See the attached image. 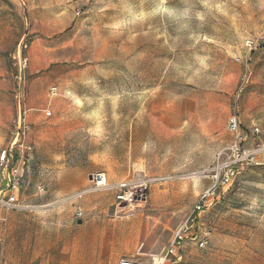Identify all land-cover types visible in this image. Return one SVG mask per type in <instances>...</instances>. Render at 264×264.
I'll return each instance as SVG.
<instances>
[{
    "label": "rangeland",
    "instance_id": "374dc122",
    "mask_svg": "<svg viewBox=\"0 0 264 264\" xmlns=\"http://www.w3.org/2000/svg\"><path fill=\"white\" fill-rule=\"evenodd\" d=\"M235 109L259 164L165 264H264V0H0V151L24 111L31 147L0 264H109L125 221L141 230L134 259L164 257ZM125 182L146 200L120 202Z\"/></svg>",
    "mask_w": 264,
    "mask_h": 264
},
{
    "label": "built area",
    "instance_id": "2783aa9c",
    "mask_svg": "<svg viewBox=\"0 0 264 264\" xmlns=\"http://www.w3.org/2000/svg\"><path fill=\"white\" fill-rule=\"evenodd\" d=\"M246 46L250 49L253 48V41H246ZM50 94L56 96L58 94V88L52 87ZM27 113L24 111V116L21 115L17 124L11 131V140L9 145L0 151V175L2 180L6 182L5 187L0 189V216L2 210H14L20 208L19 205V191L22 186V166H25L26 159L22 153L23 151H30L31 147L25 144V138L30 131V124L27 121ZM51 112H46L47 116H51ZM228 132L232 135L231 143L221 152L216 155L214 162L211 166L205 170L207 177L210 181L207 188H205L198 197V200L187 216L185 221L174 233V237L165 253L164 257L156 258L152 264H165L166 262L173 263L178 259L179 252L182 245L190 239L191 241H197V235L195 234L196 229L199 227V222L202 214L211 209L215 204L218 203L227 193L231 190L234 183L248 168L258 165V155L261 148L251 149L246 146L248 135L242 131L240 118L237 110L231 114L228 124ZM255 135L260 134L258 127L253 130ZM264 149V147L262 148ZM17 150V151H16ZM19 151L21 157L17 161L15 155ZM22 164V165H20ZM93 183L96 188H112L107 183L105 174L98 173L93 176ZM141 185H132L131 183H119L115 186L117 189V199L120 202H130L131 200L137 199L138 195L142 201L145 195L136 191ZM145 189L147 185L143 186ZM38 193L44 191L42 185H37ZM86 190L81 194L89 192ZM84 215L81 208L77 209V218H82ZM207 241H198V247L204 249L207 245ZM120 264H141L135 261L122 260Z\"/></svg>",
    "mask_w": 264,
    "mask_h": 264
},
{
    "label": "crops",
    "instance_id": "0c3cea01",
    "mask_svg": "<svg viewBox=\"0 0 264 264\" xmlns=\"http://www.w3.org/2000/svg\"><path fill=\"white\" fill-rule=\"evenodd\" d=\"M207 184L209 185V182ZM204 187H206V185H204ZM202 190H201V192H202ZM201 192L196 196L194 205L196 204L198 197L201 194ZM226 196H224L219 201V203H217V204H220L221 201H223V200L226 201ZM208 211H211V209H209ZM124 223H127V225L125 227H123V229H122L126 233L124 244H123V249L118 248L119 247L118 246L116 249L112 250L107 261L109 262V264H120V262L122 260H130V261H135L137 263L145 264V262H143V261L134 259V254H133L136 249L140 252L144 247V244L139 245L141 230L137 226H135L134 224L133 225L130 224L128 221H125ZM119 225L118 226L114 225L113 228L118 229ZM93 257L91 255L90 259H92ZM92 262H93V260H90L89 264H92ZM79 264H83V263H79Z\"/></svg>",
    "mask_w": 264,
    "mask_h": 264
},
{
    "label": "water",
    "instance_id": "95a60500",
    "mask_svg": "<svg viewBox=\"0 0 264 264\" xmlns=\"http://www.w3.org/2000/svg\"><path fill=\"white\" fill-rule=\"evenodd\" d=\"M82 223V221H79V224H81Z\"/></svg>",
    "mask_w": 264,
    "mask_h": 264
}]
</instances>
